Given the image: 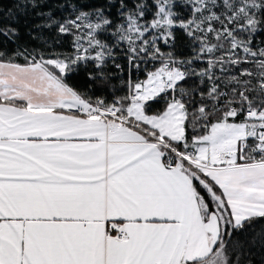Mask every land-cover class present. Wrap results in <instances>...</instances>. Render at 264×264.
I'll return each instance as SVG.
<instances>
[{
  "label": "snow or ice",
  "instance_id": "obj_1",
  "mask_svg": "<svg viewBox=\"0 0 264 264\" xmlns=\"http://www.w3.org/2000/svg\"><path fill=\"white\" fill-rule=\"evenodd\" d=\"M0 264H264V0H0Z\"/></svg>",
  "mask_w": 264,
  "mask_h": 264
},
{
  "label": "trees",
  "instance_id": "obj_2",
  "mask_svg": "<svg viewBox=\"0 0 264 264\" xmlns=\"http://www.w3.org/2000/svg\"><path fill=\"white\" fill-rule=\"evenodd\" d=\"M19 62L23 63V59H22V58H20Z\"/></svg>",
  "mask_w": 264,
  "mask_h": 264
}]
</instances>
